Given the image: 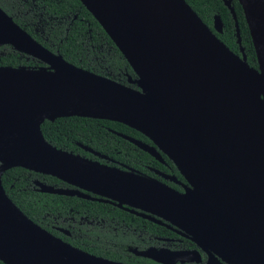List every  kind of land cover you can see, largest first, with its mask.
I'll return each mask as SVG.
<instances>
[{"label": "water", "instance_id": "1", "mask_svg": "<svg viewBox=\"0 0 264 264\" xmlns=\"http://www.w3.org/2000/svg\"><path fill=\"white\" fill-rule=\"evenodd\" d=\"M78 1L134 78L121 83L66 62L0 9V46L40 64L0 66V133L25 146V163H0V177L12 167L51 176L68 187L35 180L36 190L111 205L194 245L128 248L156 264H264V0H236L256 68L246 63L230 0L221 1L233 20L238 54L215 36L222 31L219 17H212L211 30L184 0H172L174 19L155 12L148 0ZM31 111L38 115L30 125ZM67 117L138 132L149 144L118 136L158 161L165 156L186 182L184 191L53 147L40 125ZM0 262L126 264L51 235L20 212L1 182Z\"/></svg>", "mask_w": 264, "mask_h": 264}, {"label": "trees", "instance_id": "2", "mask_svg": "<svg viewBox=\"0 0 264 264\" xmlns=\"http://www.w3.org/2000/svg\"><path fill=\"white\" fill-rule=\"evenodd\" d=\"M33 2L32 6L29 0L27 3L18 0L11 7L8 2L0 0V9L36 42L48 51L57 53L66 62L121 83H126L127 76L134 77L113 43L78 0H34ZM184 2L210 29L212 17L217 15L222 23V31L220 34L215 33V36L231 52L238 54L233 20L221 0H184ZM230 5L236 18L240 46L246 63L256 68L254 51L241 8L236 0H230ZM37 20H43L45 23L43 26L45 41L33 32V25ZM0 51H2L0 66L40 65L34 60L25 59V56L21 58L18 53L12 52L6 46H0ZM40 131L45 141L53 147L87 159L96 158L80 146L137 171H143L138 162L145 164L151 160L150 156L118 134L145 143L149 141L120 123L67 117L57 118L52 122H42ZM32 180L53 187H68L51 176L38 175L20 167L9 168L0 177L6 197L24 216L51 235L89 254L126 264H156L133 255L128 248L143 250L151 246L157 247L164 243L161 239L176 237L172 231L164 227L108 204L41 193L31 186ZM80 218L97 224L91 229L83 225L77 226L74 222ZM57 229L66 230L72 238L64 237ZM94 236L104 238L106 244L100 245L101 239L91 241ZM165 244L173 248V244ZM182 244L185 248L193 247L192 243L185 239L182 240Z\"/></svg>", "mask_w": 264, "mask_h": 264}, {"label": "flooded vegetation", "instance_id": "3", "mask_svg": "<svg viewBox=\"0 0 264 264\" xmlns=\"http://www.w3.org/2000/svg\"><path fill=\"white\" fill-rule=\"evenodd\" d=\"M4 1L8 2L9 5L12 7L15 4V2H17L18 0H4ZM22 1L24 3H27V0H22ZM29 1H30V3L33 6L34 5V2H33L34 0H29ZM28 59L34 60V59L30 58V57ZM34 61H36V60H34ZM31 67H38V66H31ZM143 143H145V142H143ZM92 156L94 158H96L95 160L94 159H92V160L97 161L100 164H104V165H107V166H110V167H115V168H118V169L124 170V171H130V172H133L135 174L142 175V176H145L147 178H151V179L157 180V181L162 182V183L166 184L167 186L173 188L177 192H183L184 191V186H186V182L181 177V175L178 173L176 167L173 166V164L169 160H167V158L165 156H163V155H160L161 156V161H158V160L150 157L151 160L146 162L145 164H142L141 162H138L139 167L142 168L143 171L134 170L133 168H130L128 166L122 165L121 163H118V162L113 161V160H109V159H107L106 157H104L102 155H100L102 157L95 156V155H92ZM35 174H37V173H35ZM34 181L35 180H32L31 183H33ZM80 219H82V218H80ZM71 222H74V221L71 220ZM77 222L78 221H75L74 223L78 226V224H80V223H77ZM95 223H97V222H95ZM57 231L59 233H61V235H63L64 237L72 238L70 233L65 234V233L61 232L60 229H57ZM172 233H174V232H172ZM174 235L176 237H173V238H170V239H168V238L161 239V240L164 241V243L173 244L172 245L173 248H171L169 244H166L167 247L170 250H187V249L194 248L193 244H192L193 245L192 248H185L184 245L182 244V240L184 238L176 235L175 233H174ZM83 236L85 237L86 235L84 234ZM79 237H81V236H79ZM100 239H101V241H100ZM91 241H100L99 242L100 245L103 244V243L106 244V241L104 240V238H100L98 236H94ZM186 246H189V244H186ZM204 258H205V256L202 254L201 255L202 261L204 260ZM184 264H194V263H184Z\"/></svg>", "mask_w": 264, "mask_h": 264}, {"label": "bare ground", "instance_id": "4", "mask_svg": "<svg viewBox=\"0 0 264 264\" xmlns=\"http://www.w3.org/2000/svg\"><path fill=\"white\" fill-rule=\"evenodd\" d=\"M148 2L155 12L165 15L168 19H174L172 0H148ZM37 115V111L29 112L27 121L30 125L35 121ZM24 153L25 146L21 141L8 134L0 133V163L2 165L25 163Z\"/></svg>", "mask_w": 264, "mask_h": 264}, {"label": "rangeland", "instance_id": "5", "mask_svg": "<svg viewBox=\"0 0 264 264\" xmlns=\"http://www.w3.org/2000/svg\"><path fill=\"white\" fill-rule=\"evenodd\" d=\"M44 24H45V23L43 22V20H37V22L33 25V32H34L35 34H37L39 37H42L43 40L45 41V40H46V36H43V35L45 34V29H43ZM46 27H47V26H46ZM6 47L10 48V50H11L12 52H15V51H13V49H12L10 46H6ZM16 53H17V52H16ZM1 54H2V51H0V55H1ZM19 55H20L21 58L25 56V55H22V54H19ZM24 58L28 60L29 57L25 56ZM131 78L133 79L134 77H131ZM31 186L34 187V188L37 187L36 184H35L34 182L31 183ZM77 223H80V224H78V225L87 226V227H89L90 229L93 228L94 225L97 224V223H95V222H93V221H89V220H86V219H84V218L78 220ZM157 247H167V245H166L165 243H161V244H159V246H157Z\"/></svg>", "mask_w": 264, "mask_h": 264}]
</instances>
